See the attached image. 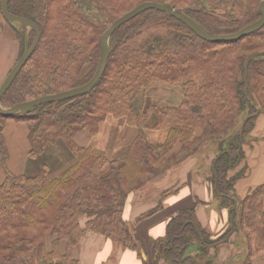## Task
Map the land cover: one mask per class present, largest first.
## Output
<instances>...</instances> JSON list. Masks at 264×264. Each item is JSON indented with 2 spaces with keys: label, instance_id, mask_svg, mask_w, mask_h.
<instances>
[{
  "label": "trees",
  "instance_id": "obj_1",
  "mask_svg": "<svg viewBox=\"0 0 264 264\" xmlns=\"http://www.w3.org/2000/svg\"><path fill=\"white\" fill-rule=\"evenodd\" d=\"M263 1L10 0V13L33 21L41 39L2 106L10 109L88 84L98 69L102 35L143 3L168 4L207 34L221 36L257 22ZM9 24L20 43L19 60L26 40L31 46L36 34L30 30L26 35L21 24ZM109 45L107 67L90 93L41 105L28 114L0 115V264H81L76 252L90 233L140 252L124 217L128 195L170 164L182 165L209 145L215 154L210 179L221 206L229 210L230 227L213 240L195 210H181L170 219L161 240L165 261L184 264L193 241L205 251L232 233H241L249 247L255 244L263 250L264 184L236 200L234 186L243 173L233 171L243 161L255 120L264 113V61L244 69L249 56L264 57V28L237 42L210 43L172 16L149 10L120 27ZM161 86L182 87V103L160 107L146 104L144 98L142 105H133L138 93ZM108 117L137 129L122 160L112 161L105 151L75 143L84 130L97 136ZM10 120L27 125L30 160L38 161L48 147L62 142L72 162L58 175L46 164L33 176L13 173L5 136ZM150 126L168 133L163 154H156L148 142L145 130Z\"/></svg>",
  "mask_w": 264,
  "mask_h": 264
},
{
  "label": "crops",
  "instance_id": "obj_2",
  "mask_svg": "<svg viewBox=\"0 0 264 264\" xmlns=\"http://www.w3.org/2000/svg\"><path fill=\"white\" fill-rule=\"evenodd\" d=\"M19 54L20 43L15 31L7 27L4 35L0 37V87L15 66ZM147 93L153 95L151 98H164L179 105L183 101V95L161 87ZM145 133L155 153L163 154L162 146L166 142L167 131L156 130L150 126ZM136 134L137 129L129 127L125 121L108 117L100 125L97 136H92L84 130L75 137V143L82 148L105 151L112 161H118L127 156ZM5 136L9 149L8 167L15 174L33 176L46 164L50 166L54 175H58L73 160L70 151L60 142L48 147L38 160L40 161L38 165L32 166L29 164L32 160L28 157L27 125L10 120ZM214 156V152H210L209 156H204L202 160L198 154V159H193V162L187 159L185 162L188 164L181 165L179 169L182 170L178 169V176L176 175L174 180L176 182L168 180L169 173H165L167 177L163 175L161 179L148 182L149 190L147 188L145 191L140 190L143 188L141 187L129 194L124 207V217L129 223H134L137 218L162 205L160 210H155V213L135 227L136 237L144 251L143 256L140 252L117 247L102 235L90 233L76 252V259L81 264H168L164 259L161 240L165 236L170 219L181 210H195L198 222L210 238L213 240L219 238L230 227V213L221 206V200L216 196L210 179ZM199 160L203 163L199 164ZM234 169L235 174L243 173L234 186L233 195L236 200H242L253 189L264 184V113L258 115L255 120L254 128L246 138L243 161ZM3 180L4 170L0 168V184ZM160 183H167L165 186L179 183L177 188L180 189L164 195L160 193L162 191V188H159ZM239 234L232 233L227 241L208 247L205 251L198 249L193 241L194 246L188 250V260L184 264H264V249L258 251L255 244L249 247L242 234Z\"/></svg>",
  "mask_w": 264,
  "mask_h": 264
},
{
  "label": "water",
  "instance_id": "obj_3",
  "mask_svg": "<svg viewBox=\"0 0 264 264\" xmlns=\"http://www.w3.org/2000/svg\"><path fill=\"white\" fill-rule=\"evenodd\" d=\"M9 2L10 0L1 1V12H2L3 19L6 22L18 23L24 26L26 30V35L30 29L33 30L36 34V37L31 46L26 40V50L24 54L15 64V66L10 71V73L8 74L5 81L0 87V115L4 117H11L18 113L28 114L32 112L35 108L41 105L69 100V99H72V98H75L81 95H86L90 93L91 91H93L94 88L99 83V81L101 80L105 72V69L107 67L110 55H111V50H110V45H109L110 38L120 27H122L126 23L132 21L139 15L149 10H156L158 12H162V13L172 16L173 18L184 23L192 32H194L202 40L206 42H210V43L237 42L246 36L259 32L260 30L264 28V1L259 6V12L261 14V18L257 22L245 27L244 29H242L240 32L236 34L221 35V36H214V35L207 34L199 26V24L196 21H194L192 18L187 16L185 13L179 10H176L174 7L168 4L162 5L156 2H146V3L139 5L137 8L128 12L127 14L120 17L119 19H117L112 24V26L108 30H106V32L102 35L101 40H100L101 41L100 42L101 43V56H100L98 69H97L96 74L94 75V77L88 84L82 87L70 90V91H66V92H62V93L54 94V95H48V96L39 98L37 100L18 104L10 109H6L2 106V99L5 96V94L8 92L10 87L13 85L15 79L17 78V76L19 75L23 67L26 65L29 58L35 52L38 46V43L41 39V33L33 21L27 18L20 17V16H15L10 13ZM253 61H264V57L249 56L244 62V69L246 72L248 71L249 64Z\"/></svg>",
  "mask_w": 264,
  "mask_h": 264
},
{
  "label": "rangeland",
  "instance_id": "obj_4",
  "mask_svg": "<svg viewBox=\"0 0 264 264\" xmlns=\"http://www.w3.org/2000/svg\"><path fill=\"white\" fill-rule=\"evenodd\" d=\"M1 1L2 0H0V4H1ZM7 27H10V28H12L13 29V27L9 24V23H7L3 18H2V15H1V13H0V37L2 36V35H4V31H5V29L7 28ZM31 30V29H30ZM29 30V31H30ZM29 31H28V33H29ZM27 33V34H28ZM5 81V80H4ZM3 84V83H2ZM160 88V87H159ZM161 88H164V89H168L169 91H172V92H175V93H177L178 95H183V93H184V90H183V88L182 87H178V88H168V87H166V86H161ZM153 92H156V91H153ZM146 94H148V95H146ZM153 94V93H152ZM150 96H153V95H151L150 93H143V92H140V93H138L135 97H134V99H133V101H132V103H133V105L135 106V103H141V105H142V103H143V101H144V98H145V101H146V104H148V105H155V106H160V107H168V106H178L179 104H176V103H174V102H171V101H168V100H166V99H164V98H151ZM210 150H212V146H207V147H205L203 150H201L200 152H199V155H201V158H202V160H203V157L205 156V157H208L209 156V153H210ZM212 152V151H211ZM195 158H197L198 159V155L195 157V156H192V157H190V158H188V161L189 162H193L192 160L193 159H195ZM196 160V159H195ZM202 160H199L200 162H199V164H202L203 163V161ZM186 161V160H185ZM183 162L184 164H188L187 162ZM38 162H40V161H31V163H29V164H31L32 166H37L38 165ZM182 162V161H181ZM182 163V164H183ZM181 167V165H179V166H172V164H170V166H169V169L167 170V171H163V172H161L159 175H157L156 177H153L152 179H150V180H148V181H146L145 182V184L142 186L143 188L142 189H140V190H143V191H145L146 190V188H147V185L149 184L148 182H150V181H154V180H157V179H161V178H163V175L165 176V173H169V174H167L168 176H169V179L168 180H170L171 182H173L174 180H175V177H176V175L178 174V169ZM179 170H182V169H179ZM181 174V173H180ZM29 175V174H28ZM30 175H33V174H30ZM167 175L165 176V177H167ZM178 176V175H177ZM174 182H176V181H174ZM167 183H160V185H159V188H162V191L160 192V193H162V194H168V193H171V191L172 190H177V187H178V185H179V183H175L174 185H170V186H165ZM136 185H134L133 187H135ZM163 186H165V187H163ZM141 188V187H140ZM149 188L150 187H148L147 188V190H149ZM135 189H137V188H135ZM139 190V191H140ZM138 192V191H137ZM152 192V191H151ZM129 196V195H128ZM166 198V197H165ZM164 198V199H165ZM153 213H155V211L153 212ZM147 219V218H146ZM145 220V219H144ZM140 223V222H139ZM138 223H136V221L134 222V223H129V225H130V227H131V229H132V232L136 235V232H135V227H136V225H137ZM239 234V233H238ZM240 235V234H239ZM142 244H141V242H139V246H140V249H139V251H140V254L143 256V254H144V251L142 250V246H141ZM256 246V245H255ZM119 249V248H118Z\"/></svg>",
  "mask_w": 264,
  "mask_h": 264
}]
</instances>
